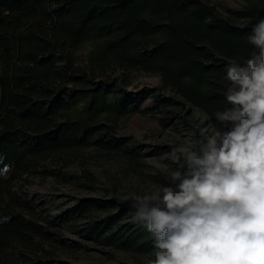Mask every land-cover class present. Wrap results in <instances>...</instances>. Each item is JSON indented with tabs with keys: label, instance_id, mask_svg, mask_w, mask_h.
Here are the masks:
<instances>
[{
	"label": "trees",
	"instance_id": "16d2710c",
	"mask_svg": "<svg viewBox=\"0 0 264 264\" xmlns=\"http://www.w3.org/2000/svg\"><path fill=\"white\" fill-rule=\"evenodd\" d=\"M260 17L264 0L238 9L207 0H0V264H77L91 247L147 264L153 238L134 221L130 198H87L52 215L16 184L44 180L53 175L40 171L44 163L65 168L89 149L135 161L117 131L146 115L138 103L153 94L126 101L131 71L160 77L217 125L215 112L230 107L226 65L250 57ZM81 177L94 186L89 173Z\"/></svg>",
	"mask_w": 264,
	"mask_h": 264
},
{
	"label": "clouds",
	"instance_id": "9594fccd",
	"mask_svg": "<svg viewBox=\"0 0 264 264\" xmlns=\"http://www.w3.org/2000/svg\"><path fill=\"white\" fill-rule=\"evenodd\" d=\"M247 39L250 57L225 68L223 127L174 147L172 183L130 198L153 238L147 264H264V17Z\"/></svg>",
	"mask_w": 264,
	"mask_h": 264
},
{
	"label": "rangeland",
	"instance_id": "374dc122",
	"mask_svg": "<svg viewBox=\"0 0 264 264\" xmlns=\"http://www.w3.org/2000/svg\"><path fill=\"white\" fill-rule=\"evenodd\" d=\"M220 8L238 9L244 0H207ZM83 51L82 56L85 55ZM114 77L123 73L116 71ZM130 84L123 88L126 101L141 99L144 92L153 96L139 102L146 115L133 116L117 131V137L129 138L128 146L138 155L135 161L121 157L101 158L89 149L68 167L47 161L40 171L49 170L52 176L44 180L38 175L23 177L16 188L36 205H41L50 214L57 215L76 208L87 198L126 200L133 195L150 194L161 186L172 183L170 174L175 170L170 153L174 147L186 146L199 138L201 129L210 132L223 126L217 121L213 126L206 117L183 103L177 96L165 90L160 77L141 71L129 72ZM156 99L171 101L166 110L155 109ZM163 124L165 126H163ZM167 166V167H166ZM89 173L95 180L91 188L81 177ZM129 254L114 252L106 254L91 247L80 255L77 264H138Z\"/></svg>",
	"mask_w": 264,
	"mask_h": 264
}]
</instances>
